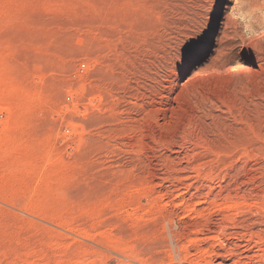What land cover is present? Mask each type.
I'll use <instances>...</instances> for the list:
<instances>
[{
	"label": "rangeland",
	"instance_id": "rangeland-1",
	"mask_svg": "<svg viewBox=\"0 0 264 264\" xmlns=\"http://www.w3.org/2000/svg\"><path fill=\"white\" fill-rule=\"evenodd\" d=\"M0 264H264V0H0Z\"/></svg>",
	"mask_w": 264,
	"mask_h": 264
},
{
	"label": "bare ground",
	"instance_id": "bare-ground-1",
	"mask_svg": "<svg viewBox=\"0 0 264 264\" xmlns=\"http://www.w3.org/2000/svg\"><path fill=\"white\" fill-rule=\"evenodd\" d=\"M242 68V67H241ZM247 68V67H246ZM242 69H244V68H242ZM231 71V73H234L235 74V72H237L236 71V69L234 70V69H232V70H230Z\"/></svg>",
	"mask_w": 264,
	"mask_h": 264
}]
</instances>
